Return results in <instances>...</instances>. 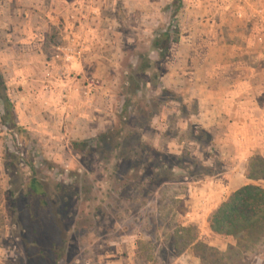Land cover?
<instances>
[{"label": "rangeland", "instance_id": "rangeland-1", "mask_svg": "<svg viewBox=\"0 0 264 264\" xmlns=\"http://www.w3.org/2000/svg\"><path fill=\"white\" fill-rule=\"evenodd\" d=\"M174 1L0 0V71L18 123L30 135L27 140L12 134L0 118V264H264V224L238 238L211 232L213 214L233 193L245 185L264 189V180L249 177L264 174V156L237 146L223 151L219 130L212 134L206 127L188 88L167 84L190 39L187 25L179 18L178 25L173 22ZM176 25L180 42L162 62L153 40ZM29 36L40 39L36 66L27 64L32 57L19 56L20 49L10 50L21 43L29 48ZM145 57L151 70L136 76ZM15 59L21 62L19 77L5 65ZM86 59L87 75L80 73ZM132 75L147 87L132 98L124 126L120 101ZM83 86L92 96L103 87L111 100L97 111L109 122L92 138L123 130L110 161L102 150L86 157L72 148L92 139L67 126L75 122L69 118L84 114L66 111L68 94ZM130 162L154 169L157 182L162 180L158 189L148 182L138 194L143 183ZM32 168L51 193L50 219L42 227L27 210Z\"/></svg>", "mask_w": 264, "mask_h": 264}, {"label": "crops", "instance_id": "crops-1", "mask_svg": "<svg viewBox=\"0 0 264 264\" xmlns=\"http://www.w3.org/2000/svg\"><path fill=\"white\" fill-rule=\"evenodd\" d=\"M221 2L183 1L178 18L187 25L185 36L190 39L181 48L180 64L170 71L167 84L171 87L172 81L175 89L188 88L191 99L199 105V117L208 124L206 127L212 134L219 130L223 151L237 146V151L243 148L244 152L264 156V0H227L224 6ZM29 38L33 40L29 48L21 43L10 50L20 49L19 56L32 57L24 62L36 66L42 58L40 39L39 36ZM12 54L15 56L16 52ZM18 63L21 64L16 59L5 62L17 77L21 76ZM81 66L84 68L79 69L80 73L87 75V59ZM102 89H97L98 95L92 96L89 86H83L77 94L72 91L67 96V116L79 111L84 113L79 118H69L75 122L67 124L69 131H76V126L80 128L82 139L94 137L109 122L97 112L111 102ZM51 98L59 102L54 95ZM95 103L97 108L90 109ZM104 111L108 113L110 107Z\"/></svg>", "mask_w": 264, "mask_h": 264}, {"label": "trees", "instance_id": "trees-1", "mask_svg": "<svg viewBox=\"0 0 264 264\" xmlns=\"http://www.w3.org/2000/svg\"><path fill=\"white\" fill-rule=\"evenodd\" d=\"M183 0H175L173 6L176 8L174 12L173 22L177 25L179 24L178 14L182 8ZM171 26L164 32L154 38L152 46L153 51L157 52L158 57L162 62H165L170 56L171 46L177 45L180 42V34L178 31V26ZM174 35V36H173ZM151 70V61L149 57H145L139 64L134 74L137 75H147ZM160 81V77L156 79ZM127 82V88L122 95V101H120V111L118 114V119L120 122L126 126L129 123L130 115L129 110L132 105V98L139 95L142 90L146 89L147 83L138 85L136 79L133 75L129 77ZM158 83H154L155 85ZM8 86L0 71V118L2 126L7 129L12 134L30 140L29 132L22 126L19 125L17 116L15 113V105L11 101L8 93ZM122 131L117 128H112L106 130V132L98 135L95 138L89 140L75 141L72 143V148L75 153L81 156H92L94 157L98 151L102 150L101 154L105 160H111L114 148H119V143L123 140ZM139 139V143L142 142ZM149 152H152L148 150ZM107 154V156H106ZM10 152L6 149V161L9 160ZM6 162V170L10 171V167ZM130 162L131 170L135 172V179H139L142 184L138 186V194H142L144 190L143 187H148L147 185L151 183V187H156L158 189L157 176L153 172L154 169H150L151 163H149V169L145 164ZM33 169V175L30 176L28 182L26 183V199H27V210L29 213L30 220L37 224L38 226H44L45 219L48 217L49 213V199L50 191L45 182L41 181ZM148 172V175L144 171ZM152 172H151V171ZM148 177L142 178L141 175ZM151 175V176H150ZM155 175V177H154ZM10 179L12 175L9 176ZM141 177V178H140ZM250 179L264 180V174L249 176ZM133 179V177H132ZM130 178V180H132ZM136 181V180H135ZM147 184L144 186V183ZM149 182V183H148ZM150 187V188H151ZM264 224V189L256 186H245L235 193H233L226 201H224L217 211L213 214L210 222L211 232L217 236H226L238 238L244 234V232Z\"/></svg>", "mask_w": 264, "mask_h": 264}, {"label": "built area", "instance_id": "built-area-1", "mask_svg": "<svg viewBox=\"0 0 264 264\" xmlns=\"http://www.w3.org/2000/svg\"><path fill=\"white\" fill-rule=\"evenodd\" d=\"M261 40V39H260Z\"/></svg>", "mask_w": 264, "mask_h": 264}]
</instances>
